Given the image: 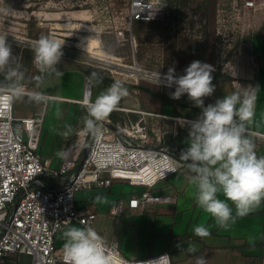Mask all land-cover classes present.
Listing matches in <instances>:
<instances>
[{
  "label": "rangeland",
  "instance_id": "374dc122",
  "mask_svg": "<svg viewBox=\"0 0 264 264\" xmlns=\"http://www.w3.org/2000/svg\"><path fill=\"white\" fill-rule=\"evenodd\" d=\"M163 1L168 6L165 20L143 21L130 20L129 0H0V34L8 36L14 54L20 56L23 47H31L41 35L64 43V55L56 66L63 75L47 74L39 87H28L30 91L82 98L86 68L125 83L129 95L119 105L174 113L173 102L164 103L158 95L169 92L147 79L137 80L130 66L137 64L161 73L174 67L177 76L183 75L184 69L193 61L215 66L246 37H242V33L252 28L249 25L244 29L246 19L252 21L254 11L264 10V0H255L252 8L245 7L243 0ZM9 8L12 10L5 11ZM83 41L86 42L82 44ZM90 43L93 49H90ZM104 51L113 57L104 56ZM38 75L40 73L33 67L30 79ZM110 85L107 82L93 83L92 101ZM186 109L192 116L199 111L195 106ZM36 111L44 112L39 152L44 158L50 157L56 162L61 149L78 143L75 135L64 137L60 133L69 125L82 129L87 111L82 104L66 99L49 98L46 103L37 105L26 96L14 104L15 117L30 116ZM146 120L151 135L164 134L168 139L163 133L167 126L156 121L158 119L152 121L147 117ZM127 123L125 120L122 124ZM186 139H176L181 148ZM187 175L185 168L180 169L151 188L115 180L111 187L81 189L75 194L76 205L79 210L98 213L93 227L106 241L115 237L123 256L144 259L169 250L175 262L190 255L180 251L177 243L182 242L185 249L189 245L195 249L199 246L188 240L191 232L185 233L191 220L193 225L200 212L195 205V186L189 183ZM145 190L160 195H177L178 203L149 204L141 214L125 205L122 214L110 213L118 199L127 201ZM98 196L102 198L99 203L96 202ZM71 226L82 227L70 225L60 230L56 236L57 246H63L62 232ZM21 262L31 264V256L23 255Z\"/></svg>",
  "mask_w": 264,
  "mask_h": 264
},
{
  "label": "built area",
  "instance_id": "2783aa9c",
  "mask_svg": "<svg viewBox=\"0 0 264 264\" xmlns=\"http://www.w3.org/2000/svg\"><path fill=\"white\" fill-rule=\"evenodd\" d=\"M243 2L246 7L255 6V0ZM167 14L163 0H129L130 20L162 21ZM130 68L137 80L143 78L155 83L154 73L158 71L133 65ZM164 74L161 73L160 85L170 94L175 85L165 87ZM89 77L86 75L83 97L73 102L84 105L87 94L88 102H93V82ZM215 101L214 95L204 98L205 106ZM116 110L141 116L135 123L127 124L106 117L99 137H77L81 144L86 141L80 167L71 156L59 167H51L49 160L39 152L43 111L19 118L14 116L13 105L9 112H0V264L12 254L31 256V264H62V247L56 245L58 232L70 225L93 227L97 217L96 212L77 208L75 194L78 190L111 187L115 180L151 188L174 174L167 172L170 167L175 166L176 172L184 168L182 162H178L181 150L166 143L164 134L151 135L146 118L192 119L119 106ZM259 138L264 140V135ZM64 177L65 180L54 185V180ZM176 200L175 195L145 190L139 196H131L127 202L119 199L110 213L122 214L126 204L130 209L144 211L149 204H171ZM106 243L111 248L113 264H137L164 254L170 256L164 251L144 259H129L122 255L115 237Z\"/></svg>",
  "mask_w": 264,
  "mask_h": 264
},
{
  "label": "clouds",
  "instance_id": "9594fccd",
  "mask_svg": "<svg viewBox=\"0 0 264 264\" xmlns=\"http://www.w3.org/2000/svg\"><path fill=\"white\" fill-rule=\"evenodd\" d=\"M7 37L0 34V112H9L17 101L26 96L34 104L46 103L49 98L44 93L27 91L28 77L21 62L22 57L14 54ZM63 44L41 35L31 45L32 63L40 73L34 78L36 87L47 74L63 75L56 67L64 55ZM213 71L212 65L197 60L191 62L180 76L175 75L174 67H170L163 75V82L165 87L175 85V90L170 93L171 99L179 100L186 94L193 105L201 109L195 120H182V125L188 127L185 141L188 146L181 151L178 162H182L189 182L195 186L196 205L208 213L218 227L226 228L264 203V155H257L252 138L256 134L249 130L255 115L256 90L259 86L234 91L205 106L204 98L212 96L216 90ZM89 79L97 85L102 83V77L96 72L91 73ZM154 80L157 86L162 83L159 71L154 73ZM128 95L129 91L122 82H113L94 102L86 101L82 105L87 111L83 128L74 129L69 125L60 135L99 137L104 119ZM71 155L72 146L58 153L65 160ZM176 170L172 166L167 172L175 173ZM219 194L224 199H220ZM101 201V197H96L97 203ZM193 231L196 237L202 239L211 235L203 225L196 226ZM61 238L64 241L62 264H113L111 248L91 225L67 227ZM176 247L189 254L196 252L191 245L185 249L182 242L177 243ZM137 264H171V260L168 254H164L138 261ZM195 264H208L206 256H197Z\"/></svg>",
  "mask_w": 264,
  "mask_h": 264
},
{
  "label": "crops",
  "instance_id": "0c3cea01",
  "mask_svg": "<svg viewBox=\"0 0 264 264\" xmlns=\"http://www.w3.org/2000/svg\"><path fill=\"white\" fill-rule=\"evenodd\" d=\"M263 23L264 10L254 11L252 21L246 19L244 29H246V27H248L249 25H252L250 26L252 27L250 29L252 34L250 31H246L247 33H242V37L246 36L242 39V41L244 42L241 43V45L235 51L234 55L225 63L222 68V73L229 74L233 79L214 83V85L216 86V90L213 94L216 99H218L237 90L243 91L246 87L251 90L252 87L255 88L259 86V89L256 90L257 99L255 103V115L252 124L249 126L250 132L256 134L252 138L256 144V152L258 156L264 155V140L262 138H259L264 135V32L260 31ZM90 44L92 45L91 47L89 46L90 49H93V44ZM244 47H247L249 50H246ZM103 55L113 57L105 51L103 52ZM219 63H216L213 68L215 69V67ZM85 70L87 72L86 75H88L89 70L86 68ZM122 83L125 84L124 82ZM44 94L48 98L53 99H66L69 102H73L74 100H76V98H64L53 95L51 93ZM172 102L174 104V113H155L185 117L195 120L199 115L198 112H201V109L197 108L199 110L197 114H195L194 116L189 115V111L186 108H190L191 106L194 107V105L188 99L187 95L182 96L179 100H174ZM123 108L132 109L127 107ZM150 119L152 121L158 119L156 121H158L159 123L161 122L162 124H164V126H167V130H164L163 133H165V135L167 136H170L172 141L181 151L188 146L185 143L181 148L176 141V139H184L188 137V127L186 124L182 125V121L156 117H150ZM180 131H182L183 133V135L181 136L178 135ZM77 140L78 143L76 145H72V143H70L69 145H72L71 158L75 159L79 164V160L82 157L83 153L81 152V142L78 138ZM45 159L49 160L51 167H59L65 160L59 158L58 160H56V162H54V160H52L50 157H46ZM63 180H65V177L56 179L53 181V183L54 185H58ZM175 196L177 199L175 202L176 204L178 203V196ZM219 198L224 199L222 194H219ZM129 210L135 212L136 214H141L145 211L130 208ZM198 225L207 227L211 235L203 239L196 237L193 230ZM185 233H190L188 236V240L196 242L199 245L198 249H196V252L194 254H190L184 258L177 259L175 262H173V256L171 255V252L169 250H164L166 252H169L172 264H195V258L201 255L206 256L208 264H262V260L264 258V203H262L261 206L257 208L253 213L245 217L238 218L234 224H230L226 228L218 227L215 220L200 208L198 218L194 221L193 225L191 220L190 224L187 226Z\"/></svg>",
  "mask_w": 264,
  "mask_h": 264
},
{
  "label": "trees",
  "instance_id": "16d2710c",
  "mask_svg": "<svg viewBox=\"0 0 264 264\" xmlns=\"http://www.w3.org/2000/svg\"><path fill=\"white\" fill-rule=\"evenodd\" d=\"M164 4L166 5L167 9L168 6L166 4V2H164ZM260 31L264 32V23L260 29ZM249 39V38H247ZM244 41H240L237 42V44L227 53L226 57L215 67L214 71L212 72V76H213V84L214 83H218V82H222V81H227V80H232L233 78L226 73H222V68L225 65V63L234 55L235 51L238 49V47L241 45V43H243ZM31 47H23L22 49V53H21V57H22V63L24 65V68L26 69L27 72V77H28V82L26 83V88L28 89V87H36V81L35 79L31 80L30 76H31V72L32 69L34 67L33 63H32V59H33V53L30 50ZM93 72H88V75L90 76V74ZM98 74V73H97ZM100 77H102V82H107L109 84H112L115 81H118L114 78L111 77H107L104 76L102 74H98ZM0 79H2V77H0ZM158 95L162 98V100L165 102H172L174 101V99L170 98V95H168L167 93H158ZM94 102V101H93ZM119 107H121V105H118ZM118 110H113L107 117L112 119L114 122L116 123H124V121L126 120L128 123H135L139 118H140V114L136 113V112H127V111H118ZM120 113H122L125 116L120 115ZM150 118V117H149ZM179 136L183 135L182 131H180L178 133ZM167 136V135H166ZM168 139H166V143L171 144V145H175V143L172 141V139L170 138V136H167ZM21 258L22 255H17V254H12L6 257L5 259V263L4 264H22L21 262Z\"/></svg>",
  "mask_w": 264,
  "mask_h": 264
},
{
  "label": "flooded vegetation",
  "instance_id": "af4514ba",
  "mask_svg": "<svg viewBox=\"0 0 264 264\" xmlns=\"http://www.w3.org/2000/svg\"><path fill=\"white\" fill-rule=\"evenodd\" d=\"M85 147H86V141L83 144H81V152L82 153L84 152Z\"/></svg>",
  "mask_w": 264,
  "mask_h": 264
},
{
  "label": "bare ground",
  "instance_id": "6f19581e",
  "mask_svg": "<svg viewBox=\"0 0 264 264\" xmlns=\"http://www.w3.org/2000/svg\"><path fill=\"white\" fill-rule=\"evenodd\" d=\"M133 67H134V68H137V65H134ZM88 99H89V95L87 94V96H86V101H88Z\"/></svg>",
  "mask_w": 264,
  "mask_h": 264
},
{
  "label": "water",
  "instance_id": "95a60500",
  "mask_svg": "<svg viewBox=\"0 0 264 264\" xmlns=\"http://www.w3.org/2000/svg\"><path fill=\"white\" fill-rule=\"evenodd\" d=\"M82 158V157H81ZM80 158L79 160V164H78V167H80L81 163H82V159Z\"/></svg>",
  "mask_w": 264,
  "mask_h": 264
}]
</instances>
